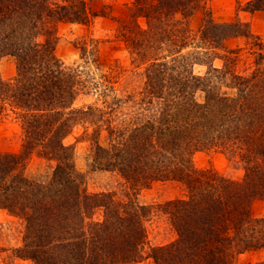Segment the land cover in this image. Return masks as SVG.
<instances>
[{"label":"trees","instance_id":"1","mask_svg":"<svg viewBox=\"0 0 264 264\" xmlns=\"http://www.w3.org/2000/svg\"><path fill=\"white\" fill-rule=\"evenodd\" d=\"M209 1L127 4L118 36L149 65L130 123L120 124L118 103L75 106L83 91H99L101 98L114 91L112 78L106 76V84L90 81L55 54L58 24L90 25L107 17L106 0H0V61L11 57L17 68L14 84L0 77V117L9 101L19 110L23 130L21 151L0 154V209L24 223L19 258L35 264L149 258L155 264H237L247 251L264 252V217L253 215L254 204L264 201V39L247 24L215 22ZM244 11H264V0L250 1ZM198 13L204 17L194 32L191 20ZM241 36L257 51L254 66L244 72L236 70L239 51L218 53L227 39ZM82 51L88 55L87 47ZM216 58L223 67H214ZM195 64L206 65V74H194ZM78 125L93 128L85 134L96 149L94 166L119 173L135 193L130 201L87 192L74 147L64 144ZM212 150L237 162L242 178L198 169L194 155ZM34 154L55 163L47 177L26 172ZM158 182L179 189L159 205L176 239L149 248L147 222L154 211L138 195Z\"/></svg>","mask_w":264,"mask_h":264},{"label":"rangeland","instance_id":"2","mask_svg":"<svg viewBox=\"0 0 264 264\" xmlns=\"http://www.w3.org/2000/svg\"><path fill=\"white\" fill-rule=\"evenodd\" d=\"M133 0H106L111 6L107 17H98L90 25L76 23H59L57 26V44L55 54L57 58L68 67H79L90 81L104 83L106 76L112 78L114 91L101 98L100 92L95 90L83 91L76 107L83 104H91L99 100L97 104L102 107L103 100L109 103H118L119 110L116 120L122 124L130 123V107L141 98L146 82V66L149 63L136 59L130 53V49L122 41L117 33L119 21L127 17V4L132 5ZM252 0H210L207 8L212 18L217 23L247 24L253 36L264 39V11L249 13L244 11ZM203 13L196 14L191 20V28L198 31L202 23ZM251 39L245 37H233L222 44V51L237 50L239 60L236 64L238 72H244L254 66L257 51L250 44ZM87 47L88 55L82 51ZM95 50L96 54L89 52ZM216 68L224 66L221 58L213 61ZM207 66L195 64L193 72L196 75L206 74ZM17 76L15 61L11 57H5L0 61V77L7 84H14ZM105 77V78H104ZM94 79V80H93ZM101 89L104 90L102 87ZM101 90V93L102 91ZM130 95L133 97L130 99ZM16 112L18 109L9 101H6L3 116L0 117V154H18L22 149V125ZM93 132V128L87 125L76 126L72 133L64 140L66 146L74 147V162L77 170L85 177V187L90 194L109 193L120 202H128L135 197L121 175L114 171H106L94 166L93 155L95 152L92 141L85 134ZM103 134L101 141H104ZM194 165L198 169H214L218 173L231 179H240L243 176L241 166L231 160L228 155L216 150L197 152L193 157ZM55 163L40 158L34 154L26 172L29 175L48 176L52 173ZM97 166V165H96ZM179 192L176 185L168 182L153 184L148 190L138 195V202L144 206L152 207L153 217L147 222L148 247H156L169 244L176 239V233L169 219L161 212L160 206L165 201L175 198ZM253 215L257 218L264 217V201H257L253 206ZM97 219H102V213L96 214ZM24 223L8 211L0 209V264H35L31 260L21 259L17 251L24 245ZM149 251V249H148ZM126 264H155L152 259H145L138 263ZM237 264H264V252L262 250H250L237 258Z\"/></svg>","mask_w":264,"mask_h":264}]
</instances>
